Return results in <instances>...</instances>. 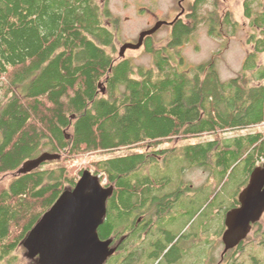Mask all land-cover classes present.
I'll return each instance as SVG.
<instances>
[{"label": "trees", "instance_id": "16d2710c", "mask_svg": "<svg viewBox=\"0 0 264 264\" xmlns=\"http://www.w3.org/2000/svg\"><path fill=\"white\" fill-rule=\"evenodd\" d=\"M109 15L98 0H0V264H16L27 233L75 185L82 169L73 171L69 159L145 146L90 161L93 174L114 188L98 228L101 239H113L114 213L124 220L134 193L153 192L157 156L173 154L170 160H181L183 169L211 166L216 192L241 164L245 177L264 158V133L220 135L264 123V65L260 85L247 78L238 87L233 80L220 85L216 73L204 75L202 68L176 71L160 57L156 68L135 66L114 55ZM245 15L258 30L255 48L264 53V9L246 7ZM207 133L215 139L156 149ZM45 152L61 157L18 174ZM105 264H114V255Z\"/></svg>", "mask_w": 264, "mask_h": 264}, {"label": "flooded vegetation", "instance_id": "af4514ba", "mask_svg": "<svg viewBox=\"0 0 264 264\" xmlns=\"http://www.w3.org/2000/svg\"><path fill=\"white\" fill-rule=\"evenodd\" d=\"M108 1L99 0V3L110 14L105 19V25L114 30V52L117 43L119 44L117 56L124 44L133 45L125 49L123 56H119L121 59L131 61L126 55L127 51H140L148 55L152 61V66L145 69L159 66L157 60L160 57L166 60L171 68L186 74L195 73L199 68H202L204 75L216 73L220 85L231 83L233 80V86H245L247 78L251 79L249 85L258 86L263 82L259 71L264 65L261 60L264 53L255 48L253 40V48L244 56L236 71L237 74L235 73V76L227 80H224L217 70L216 55L213 53L211 59L207 61H194L193 64L186 62L182 52L192 37L200 31V33L205 32L210 38L219 39L230 38L231 34H235L238 27L237 21L232 18L230 10L217 11L219 0H177V10L169 12L170 14L165 18L159 17L149 7L138 6L133 1L124 3V6L113 12L108 6ZM241 5L244 17L251 25L250 17L245 15V8L250 7L261 11L264 9V0H241ZM126 10L129 11V15L121 13ZM216 14L219 15V26L215 28ZM140 17H145L146 21L138 20ZM158 22L164 23L154 33L144 35L140 46L135 48L134 45L139 42L142 33L152 29ZM161 32H166L165 40H157ZM157 43H161V48ZM195 49L198 50V45ZM248 62L249 65H247ZM208 134L214 135L210 133L206 135ZM150 150L155 151L154 148ZM156 159L157 167H154L153 171L161 176L151 178L157 181L153 185V192L134 193L131 196L130 212L124 220L119 221L121 219L115 217L114 213V238H110L111 246L114 248L112 254L114 264H148L151 260L157 261L160 257L168 255H174L178 262L180 260L178 264H238L232 255L234 252H231L241 249L250 236L258 238L254 242L255 246L261 248L264 253V224L262 223L264 213L255 222L256 224L251 225L249 233L238 246L225 250L222 240L223 233L227 229L225 214L240 205L238 196L243 187L248 184L250 172L245 176L244 185L235 196L228 200L224 197V193L215 191L214 183L218 178L210 172L211 166L205 170L206 183L194 186L182 178L184 170L182 163L173 166L176 162L167 161L165 156L164 159L161 156H157ZM260 164L261 162L255 166ZM175 166L178 172L173 176ZM161 178L164 180L160 181ZM150 185L147 183L144 186ZM117 204V202L114 204V211ZM218 241L223 248L219 259L215 261L212 254ZM250 257L254 261L253 264L259 261L255 255ZM33 260L36 261V259Z\"/></svg>", "mask_w": 264, "mask_h": 264}, {"label": "water", "instance_id": "95a60500", "mask_svg": "<svg viewBox=\"0 0 264 264\" xmlns=\"http://www.w3.org/2000/svg\"><path fill=\"white\" fill-rule=\"evenodd\" d=\"M163 23L158 22L142 33L134 47H139L143 36L154 33ZM131 46L124 44L119 56ZM60 157L59 154L42 153L24 163L18 174ZM113 189L112 185L104 186L99 175L83 170L75 185L59 195L23 239L21 245L26 257L36 259V264H105L114 248L110 238H100L98 228L107 213V201ZM238 201L240 205L226 214L227 229L222 237L225 250L238 246L251 225L264 213V159L250 172L248 184L240 191Z\"/></svg>", "mask_w": 264, "mask_h": 264}, {"label": "rangeland", "instance_id": "374dc122", "mask_svg": "<svg viewBox=\"0 0 264 264\" xmlns=\"http://www.w3.org/2000/svg\"><path fill=\"white\" fill-rule=\"evenodd\" d=\"M99 1V0H98ZM136 2L138 6H146L149 7L155 14L159 17L165 18L167 17L173 10H177V0H109L108 6L114 12V10H119L120 7L124 6V3H132ZM218 1V0H216ZM220 7V8H219ZM228 7V8H227ZM117 8V9H116ZM219 8V9H218ZM217 11H226L230 10L232 18L237 21L238 27L235 31V34H231L230 38H210L206 35L205 32L198 33L193 36L190 43L184 48L183 56L188 64H193L194 61H207L211 59V54L213 53L215 56V66L219 71L220 75L224 80H227L233 76H235L236 71L239 69L241 61L244 56L248 53L250 49L253 48V36L255 34L258 35V30H255L250 24L249 20L244 17L243 14V6L241 5V0H219L218 7H216ZM122 14L129 15V11L126 10L121 12ZM171 16V15H170ZM138 20L145 22V17H140ZM251 26V27H250ZM157 40H165L166 32H161L158 34ZM157 45L161 48V43H157ZM198 45V50L195 49V46ZM117 48L119 49V44L117 43ZM117 48L114 52V55L117 56ZM219 50V51H218ZM126 55L131 59L132 63L136 66L140 65L144 68L151 67L152 61L148 55L140 53V51H127ZM219 55V56H218ZM262 63H264V56H261ZM256 132L264 133V123L243 129H234L232 131H225L220 133L221 138H234L241 135L254 134ZM215 135H201L195 136L193 138H179L173 139L172 141L164 142L160 144L156 149H167L169 147L177 146L182 147L188 144H194L198 142H207L208 140L215 139ZM145 148L143 147H135V148H120L115 151H111L110 153H87L82 156L75 157L73 159H69L65 164L73 168V171L77 172L80 168L83 170L88 169L93 173L92 168H90V161L92 159H100L107 157H118L122 155H129L134 153L143 152ZM181 159L180 154H177ZM175 157L173 154L167 157V161H171L170 159ZM176 165L181 163V160H175ZM263 162V159L260 160ZM259 162V163H260ZM258 163V164H259ZM48 167H54V163L47 164ZM148 169V168H147ZM151 174L144 169H141V173L143 175H151V178H154L155 172L153 170L154 166L150 167ZM173 176L177 174L176 166L173 168ZM244 165L241 164L238 168L234 169L230 175L225 177L223 184L219 187V193H224V197L230 200L233 196L236 195L237 191L244 185L245 177H244ZM100 176V175H99ZM161 175H156L159 177ZM207 174L205 170H202L199 167L184 169L182 173V178L187 182L191 183L194 186H201L206 183ZM218 179H215L214 185L216 186ZM106 180L103 179L102 183L105 184ZM219 215V214H218ZM264 224V220H262ZM255 236H250L248 240L244 243L243 247L239 250L232 251L233 258L237 261L238 264H253V260L251 259V255L257 256L259 261L255 262V264H264V253L262 249L257 248L255 246V240H257ZM254 244V245H253ZM223 246L220 244V241L216 243L215 248H213V258L216 261L219 259L221 250ZM14 256L17 257L16 264H36L34 260H30L26 257V250L23 246L19 247V249L14 253ZM180 262V260H179ZM174 255H168L164 257H160L157 261H150L148 264H178L179 263Z\"/></svg>", "mask_w": 264, "mask_h": 264}, {"label": "bare ground", "instance_id": "6f19581e", "mask_svg": "<svg viewBox=\"0 0 264 264\" xmlns=\"http://www.w3.org/2000/svg\"><path fill=\"white\" fill-rule=\"evenodd\" d=\"M117 57V56H116ZM133 72V71H132ZM237 74V73H236ZM209 135V134H208ZM167 142V141H166ZM139 146V145H138ZM143 146V145H142ZM136 147V146H135ZM152 147V146H151ZM144 148H145V146H144ZM152 153V152H151ZM110 157V156H109ZM46 162V161H45ZM162 162V161H161ZM247 185V184H246ZM244 188V187H243ZM154 190V189H153ZM142 191V190H141ZM140 191V192H141ZM144 192V191H143ZM154 201V200H153ZM109 203V202H108ZM226 215V214H225ZM198 218V217H197ZM195 220V219H194ZM198 221V220H197ZM208 224V223H207ZM256 224V223H255ZM225 225V224H224ZM263 235V234H262ZM262 243V242H261ZM261 245V244H260ZM200 247V246H199ZM261 249V248H260ZM109 259V258H108ZM107 262V261H106Z\"/></svg>", "mask_w": 264, "mask_h": 264}]
</instances>
